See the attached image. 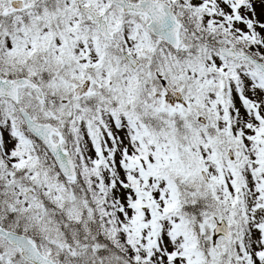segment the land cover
<instances>
[{
	"label": "snow or ice",
	"instance_id": "snow-or-ice-1",
	"mask_svg": "<svg viewBox=\"0 0 264 264\" xmlns=\"http://www.w3.org/2000/svg\"><path fill=\"white\" fill-rule=\"evenodd\" d=\"M0 264H264V0H0Z\"/></svg>",
	"mask_w": 264,
	"mask_h": 264
}]
</instances>
